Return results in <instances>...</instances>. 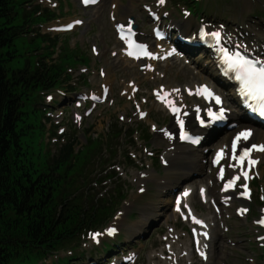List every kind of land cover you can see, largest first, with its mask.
Returning <instances> with one entry per match:
<instances>
[{"label": "rangeland", "instance_id": "obj_1", "mask_svg": "<svg viewBox=\"0 0 264 264\" xmlns=\"http://www.w3.org/2000/svg\"><path fill=\"white\" fill-rule=\"evenodd\" d=\"M100 1L97 7L87 9L81 8L78 0H32L25 8L18 1L15 2L14 24L25 22L28 19L26 12L30 9L37 8L38 14L37 20L33 18L30 21L29 18L34 25L31 34L14 40L13 48L18 57L7 63L10 69L22 68L26 62L33 66L36 51L40 54L49 52L51 57L46 59V63L59 65L64 69V76L69 77L68 81L63 78L65 83L62 87L43 94L37 105L38 109H45L42 140L46 144L45 151L49 150L51 155H56L67 140H73L74 150L77 151L87 146L90 140H95L91 142L92 148L98 147L107 135H113L115 125L127 131V137L119 142L116 152L114 148L113 151L105 150L104 145L102 150L95 151L93 164L88 165L86 170L87 175L92 171L90 188L94 193H105L113 185L109 181L98 183L106 180L101 173L102 164H113L110 169L117 174L115 185L125 190V199L117 208V213L106 221L98 233L83 240L79 249L83 259H79L81 263H73L264 264V232L257 226L260 207L264 206V159L259 170L253 172L251 198L246 202L238 200L240 189L236 185L234 192L237 200L233 203H226L219 196L213 203L206 197L208 185L212 184L215 192H218L231 179L228 170L232 159L227 151L220 165L227 172V175L223 173L225 178L219 179L218 169H209L215 145L226 133L223 129L217 130V138H206L203 146H199L198 150L206 147L201 173H190L184 179L183 173L194 164L183 159L169 167L172 174L164 178L167 168L164 155L170 141L162 134L171 118L167 108L157 104L154 91L159 85L172 87L176 95H182L186 106L201 102L190 94L192 89H185L200 82L188 75L184 67L190 68L193 74H200V70L206 66L207 56L182 46L181 52L164 59L162 51L169 44L161 42L152 45L164 48L155 59L130 64L119 56L123 46L118 42L114 30L118 16L122 23L126 21L127 24L133 18L139 38L150 41L156 24L151 15L156 14L161 16L163 26L172 33L183 34L185 38H189V34L195 33L200 26L208 31L218 29L224 35L245 40L264 55V0H202L195 4L197 9L185 4L184 0H165L163 4L159 0ZM112 5H115L114 10ZM148 8L151 10L146 11ZM113 17L115 21H112ZM81 20L87 23L81 24ZM67 22L74 24L72 32L54 30ZM178 23H189V31L182 32ZM41 35L45 36L42 43ZM174 38L175 35L172 36ZM92 48L96 49V53ZM148 67L155 74L145 75ZM102 91H107L106 97L99 96ZM228 93L225 90V94ZM89 95H96L97 102H90ZM190 120L195 125V117L190 116ZM233 133L226 138V148ZM260 171L263 172L262 176L259 175ZM100 175L103 176L95 183L94 180ZM143 179L146 181L143 182ZM181 194L189 201L181 203L177 211L176 205L180 202L175 201L174 195ZM161 203H167V215H158L162 213L160 211L154 213ZM241 208L247 211L241 214ZM144 216H147V220L141 228H137ZM183 216L186 218L183 219ZM193 217L203 220L205 226H201V230L204 227L209 234L213 232V238L201 245L208 254L206 260L201 259L199 251L191 243L192 230L195 228L198 231ZM105 243L116 244L113 249L116 252L104 254L102 244ZM112 254H117L116 258L109 259ZM66 255L68 253H60L48 261L52 263ZM90 255L94 256L93 261L85 259ZM125 259L126 263L123 262Z\"/></svg>", "mask_w": 264, "mask_h": 264}, {"label": "trees", "instance_id": "obj_2", "mask_svg": "<svg viewBox=\"0 0 264 264\" xmlns=\"http://www.w3.org/2000/svg\"><path fill=\"white\" fill-rule=\"evenodd\" d=\"M17 1L22 8L32 2L0 0V264H75L83 259L79 252L83 240L105 226L126 196L125 190L115 185L113 164H102L106 180L98 183L113 185L105 193L90 188L92 171L87 175V166L104 145L105 150L114 148L116 152L127 131L115 125L113 135H107L98 147L92 148L95 140H90L75 151L73 140H67L56 155L45 151L42 119L46 116L37 108L38 101L43 94L62 87L63 78L68 81L69 77L59 65L46 63L49 52L36 51L33 66L26 62L22 68L7 67L18 57L14 40L31 34L34 25L29 18L37 20L38 14L37 8L30 9L25 22L14 24ZM184 3L197 9L194 0ZM44 37L41 35V43ZM103 247L104 254L114 248L106 243ZM60 253L68 255L49 263Z\"/></svg>", "mask_w": 264, "mask_h": 264}, {"label": "bare ground", "instance_id": "obj_3", "mask_svg": "<svg viewBox=\"0 0 264 264\" xmlns=\"http://www.w3.org/2000/svg\"><path fill=\"white\" fill-rule=\"evenodd\" d=\"M99 3H97L96 5H94L92 7H97V5ZM112 7L114 10L115 5H112ZM120 18L121 17L118 16V18H117L118 21H116L115 23L116 24H119V23L123 24L124 23L123 26H127L126 25L127 23H125L126 21H124L122 23V21H120L121 20ZM114 20H115V18H114ZM80 23H87V21H81ZM65 24L66 23L61 24V25H65ZM177 25L179 26V29L184 33L188 32L190 29V28H187L189 23H185L184 25L178 23ZM58 26H60V25H58ZM171 27L175 28L174 25H171ZM72 29H74V27ZM212 33H214V32H212ZM143 35H145V34H143ZM189 36H190V34H189ZM143 37H146V36H143ZM222 41H223L224 45L229 47L231 50L245 51V52L253 53L256 56L262 55L259 53V51L256 52L255 50H253L252 46L249 45L248 43H246L245 40L236 39L235 37H233L231 35H224L222 37ZM142 42H145V41L143 40ZM178 47L179 46L173 47L172 45H170L169 47H167L168 49L166 51V50H164V48L157 49V46H156L155 50L153 48H150V51L153 53V57H155V56H158L161 54V53H159L160 51L164 50V51H162L163 58L168 59V57L170 55H174L176 52H179L180 48H178ZM119 56L121 59H123V61L129 62L130 64L133 62L139 64L141 62V60L135 61V60L130 59L127 55H125L122 52V50H119ZM189 58L191 59V57H189ZM261 58H264V55H262ZM191 61H192V59H191ZM168 62L169 61H167L166 64H168ZM205 63H206V66H204L203 69H201V67L199 68V66H198L199 70L201 69L200 74L199 73L193 74V72L190 70V68H188L187 66L184 67V69H186V72L188 75H192L194 79H197V80H199L198 82H200L199 83L200 85L199 84H192V86L190 88L187 87L185 89H192V91H191L192 95L199 97V95L195 93V88H197L201 85H205V82H211L212 84H215V82L217 80L218 83L220 84V86L229 88V89L227 88L228 89L227 91L229 93L224 96L223 105L220 108L230 110V112H228V111H226V112H227V116L231 119V123L239 122L241 120L246 122V124H242L237 128L235 127L233 130H226L224 128L226 130V133L223 137L218 139L219 141H217V144L215 145V149L217 151H221V150L225 151L226 150L225 141H226V138L228 137V135L232 132L241 133V132H244L246 130L251 131L252 136L247 143H240L238 145V148H240V149L246 148V147L251 146L252 144L264 145V132L260 128H258L257 126L250 124L249 121L244 116L245 109L240 106V101H239L236 93L233 90V85H229L231 83H228V80H226V79H224V80L218 79V74H217V69H216L217 68L216 67L217 61L213 58V55L211 57H208V58L206 57ZM194 64H197V63H194ZM151 71L152 70L148 67L144 71V74L145 75L155 74V73H152ZM158 87L159 88H157V90L154 91V92L159 93V96L156 98L157 101L160 99V97H162V95L164 93H169L170 96H169L167 101H172L174 105H179L183 108L184 111L189 112L188 117L185 119L187 131L195 133V134L204 135L205 136L204 140L206 138L207 139L217 138L215 130L213 127H211L210 125L207 124L206 126L201 128L198 126V124H196V125L191 124V120H190V116H193L196 118H203V115L206 116V113L209 112V110L212 111L214 109V107H213V109L211 108V102L205 103L202 100V102L195 103V104L190 105V106H186V104L183 101L182 95H176V92L174 91V89L172 87L171 88L165 87V86L162 87V85H159ZM220 90H221V88H220ZM217 94H218V92H217ZM177 98H178V100H177ZM159 103H157L159 106L163 105L164 107H168V105L165 102L160 103V104ZM197 110H199V111H197ZM168 116L171 118L170 124L166 127V129L164 130V132L162 134L165 138H168V140L170 141V147L168 149H166L165 155H164L165 156L164 159L166 160V163H167L166 164L167 168H166V172L164 174V178H167L170 174H172V172H170V168L175 163L180 162L183 159H188L189 162H192L194 164L193 166L188 168V170L185 173H183L184 179H187L189 177L190 173H201V171L203 169V165H204L203 163H205L203 160L205 159L206 147H204V148L202 147L198 150L199 147L193 148L190 145L189 146L184 145L182 142H180L179 136H178L179 132H178V127L176 125V121L174 120V117H172L170 115H168ZM210 129H211V131H210ZM203 149H204V151H203ZM252 158L256 159L258 161V163H256L255 167L251 169L250 179H251V175H252L253 170H256V169L259 170L258 168L260 166V163L264 159V153H258V152L253 151ZM243 170H244V165H243V167H241L240 164H237L235 162V160L233 159V161L229 165L228 172L231 175V178H234L236 176H240V179H242L243 175L241 173ZM210 171H212L211 168H210ZM223 172L225 174L227 173L226 170H224V169H223ZM262 174H263V172L260 171L259 175L262 176ZM149 177H150V174L147 175V178H149ZM142 181L144 182L146 180L143 179ZM139 182H141V181H139ZM225 185H224L223 189L218 191V192H215L212 184L208 185V187L206 188L207 194L205 193L206 197H209V200L212 201L213 203H215V201L218 200V198H216L218 196L222 199V201H224L226 203L227 202L233 203L235 200H237V196L234 192V189L229 188L227 191H225L224 190ZM139 192L141 193V191H139ZM185 201H189V199H188V197L185 198V195H182V199H181L180 203L176 205V208H181V203H184ZM239 201L240 202H246L242 198H240ZM166 207H167V203H161L160 205H158L156 207L157 209H154V213H157L160 211L162 213H159L158 215H167V214H165ZM144 217H145L144 220L141 221V225H139L137 228H141V226L147 220V216H144ZM118 221H120V219ZM204 226H205V224H204ZM202 229H204V230L201 233H203V232L209 233L206 230V228L203 227ZM137 231L138 230L135 229V232H137ZM137 233H139V231ZM211 238H213V232H210L209 239H211ZM201 239H202V242H204L203 237ZM203 252H206V251H203Z\"/></svg>", "mask_w": 264, "mask_h": 264}, {"label": "snow or ice", "instance_id": "obj_4", "mask_svg": "<svg viewBox=\"0 0 264 264\" xmlns=\"http://www.w3.org/2000/svg\"><path fill=\"white\" fill-rule=\"evenodd\" d=\"M84 2L86 4L89 2L95 3V2H97V0H84ZM159 3L160 4L165 3V0H159ZM122 28H123V26H118V31H121ZM128 33H129V35L126 37L124 35L123 31H121V39H125L130 48L137 47V51L139 52V54H143L146 56L150 55L147 52L146 48L134 45V42L131 39V35L133 34L131 27H129ZM214 35L217 37V39H219V33H215ZM128 55L132 56V55H134V53L132 51H129ZM225 62L227 63L228 70L235 72V79L238 80L241 84L240 95L242 98H244L245 104L247 105V107H249L253 112L258 113L261 117H264V60H261L259 58H249L248 56H246L240 52H235L231 55H229L228 53H225ZM190 94H192V93H190ZM196 94L202 95L206 99L211 98V99L215 100L216 104H218V105L222 104L221 98L219 96L215 95L207 86H203L201 88H198ZM157 95L159 96V94H157ZM167 95L168 94L165 93V96H167ZM160 98L163 101L164 98L163 97H160ZM49 99H51V98H49ZM167 105L170 107L171 111H173L174 115H176V117H177V123L180 125V128H181L180 138L182 140H189L190 137L184 131V121H183L182 117L179 116L180 109L176 108L172 101H167ZM197 111H199V110H197ZM224 112H225V110L223 108H221L219 111V114L217 115L216 113H213L209 110L208 115L213 120L223 119L224 118ZM141 115L143 116V114H141ZM203 123L204 122L201 121L202 125H203ZM251 136H252L251 131L246 130L244 132H241L240 134L237 135V137L235 138V140L232 144V158L234 160H237L241 167H243L245 160H247L248 167L254 166L256 163H258V161L256 159L252 158L253 151L264 153V145L252 144L250 147L244 148L241 151V153L239 154V156H237L238 145L240 143H247L249 141V139L251 138ZM191 142L196 143L197 141L192 140ZM220 159H222V152L217 153V158H216L215 162L218 163ZM241 174L243 175L245 180L249 179L247 171H242ZM220 175H221V178H223V169H221ZM239 179H240V176L234 177L231 181H229L225 185L224 190L227 191L229 188H232L233 185H235ZM243 187H244L245 191L242 193V195L247 198L250 195V193L248 192V189H247V184H245ZM203 194H204L203 190H201V195H203ZM185 195H187V193H185ZM177 211H179V208H177ZM240 211H241V214H243L244 212L247 211V209H241ZM189 214H191V213H189ZM193 222L196 224H200V225L204 226L203 222L196 219L195 217H193ZM259 223L264 225V219L259 221ZM114 231L115 230H112V232H114ZM110 234H111V232H110ZM200 235L205 236V238L208 237V234L206 232L201 233ZM262 239H264V238H262ZM199 244H200V242H199V240H197V245H198L197 250L198 251H200ZM204 247L206 248L207 245H205ZM200 254L202 256H204L205 259H207L206 255L203 251H201Z\"/></svg>", "mask_w": 264, "mask_h": 264}, {"label": "water", "instance_id": "obj_5", "mask_svg": "<svg viewBox=\"0 0 264 264\" xmlns=\"http://www.w3.org/2000/svg\"><path fill=\"white\" fill-rule=\"evenodd\" d=\"M131 27L133 28V29H135L136 27L132 24V20H131Z\"/></svg>", "mask_w": 264, "mask_h": 264}]
</instances>
